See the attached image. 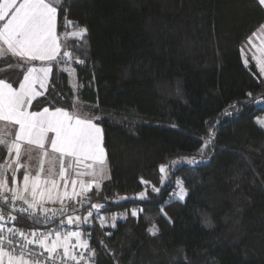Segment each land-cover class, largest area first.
<instances>
[{"label":"trees","instance_id":"obj_1","mask_svg":"<svg viewBox=\"0 0 264 264\" xmlns=\"http://www.w3.org/2000/svg\"><path fill=\"white\" fill-rule=\"evenodd\" d=\"M65 17L76 26L62 27ZM263 22L258 0H63L57 29L69 34L61 42L78 90L59 70L69 63L53 64L31 109L71 110L76 96L101 117L110 176L76 214L101 204L124 217L80 225L95 264H264V129L255 121L264 108H254L264 83L241 55ZM78 28H87L82 40L70 35ZM18 63L0 59V79L17 86ZM6 154L0 146V162ZM184 157L207 161L173 165ZM177 180L183 200L170 197ZM14 215L15 225L36 227Z\"/></svg>","mask_w":264,"mask_h":264},{"label":"snow or ice","instance_id":"obj_2","mask_svg":"<svg viewBox=\"0 0 264 264\" xmlns=\"http://www.w3.org/2000/svg\"><path fill=\"white\" fill-rule=\"evenodd\" d=\"M259 3L264 5V0H259ZM62 4L63 0L0 2V21L7 18V22L0 27V59L7 55L16 57L19 59L16 67L24 70L23 80L19 82L18 88L0 79V122H4V126L0 127V146H4L8 153L0 163V264H81V261L89 264V258L76 250H89L91 256L96 254L90 248L88 234L79 230V226L90 224L92 210L98 211L104 205L91 204L87 215L83 217L67 213H75L77 210L76 207L70 208V203L80 207L88 204L91 199L88 192L93 187L100 189L101 182L106 179V151L102 129L95 122L101 117L82 118L75 111L78 103L76 100L73 101L74 111L71 112L59 107L29 111L33 100L47 91L53 64L64 62L67 65L70 59L69 52L61 53L62 44L57 32L58 11ZM61 26L67 28L76 25L65 17ZM86 33L87 28H78L72 36L82 40ZM251 40L252 37H249V42ZM260 51L262 58L257 62L260 72L264 74V48ZM35 61L41 62L40 66L32 63ZM77 63L83 64L84 61L78 60ZM247 63L245 59L246 66ZM59 70L74 71L70 67ZM36 85L43 91H37ZM248 96L252 97V93H248ZM254 102L264 103V99ZM15 126L18 128L12 134L9 129ZM210 142L211 138L202 147H207ZM25 144L41 154L39 167L34 172L30 164L21 163ZM190 162L194 163V158ZM45 164L48 165L47 168ZM168 169L166 164L159 166V171L165 174L161 183L167 178ZM21 170L23 175L18 179L17 174ZM141 182L149 183L143 180ZM177 183L182 184L181 181ZM152 191L158 193L160 189L153 186ZM185 194L186 190L182 186L176 193L181 200ZM136 195L144 199L147 191ZM49 203H59L60 207H46ZM4 208L9 210L7 216L4 215ZM14 212L26 215L33 223L38 224L54 222L58 215L66 216V219L59 220V226L63 228L65 223L75 224L77 230L26 233L15 226L7 227L8 223L14 225L18 219L12 214ZM131 214L136 216L137 211L133 210ZM121 215L124 217V214ZM115 219L113 216L112 220ZM100 223L101 226L105 223L103 217H100ZM112 226L115 227V224ZM151 231L155 234V226Z\"/></svg>","mask_w":264,"mask_h":264},{"label":"crops","instance_id":"obj_3","mask_svg":"<svg viewBox=\"0 0 264 264\" xmlns=\"http://www.w3.org/2000/svg\"><path fill=\"white\" fill-rule=\"evenodd\" d=\"M0 2H2V0H0ZM19 2H21V0H18V3ZM258 2H259V0H258ZM262 7H263V9H264V5H261ZM7 22V18H5V20H3V21H0V27H2L3 26V24L4 23H6ZM262 25H264V22L253 32V33H256V35L255 36H253V33L249 36V37H252V40H251V42H249V37H248V39L243 43V45L241 46V55H242V57H243V60H244V62H245V59H247V61H248V63H247V65L248 64H253L254 66H255V68H256V70H257V72H258V74L260 75V76H263L264 74H262L261 72H260V70H259V64H258V59L259 58H262L261 57V51H260V49H262V48H264V28H261V26ZM57 32H58V29H57ZM58 35L60 36V42H61V37H67L69 34H59L58 33ZM70 35H72V34H70ZM61 44H62V42H61ZM64 52V50H63V45H62V48H61V53H63ZM69 61H70V59L68 60V63H69ZM35 66H40V64H41V62H39V61H35V62H32ZM64 63V62H63ZM67 63V64H68ZM68 66V65H67ZM66 66V67H67ZM23 76H24V74H23ZM23 76H22V78H21V80L20 81H22L23 80ZM51 77V76H50ZM68 79H69V75H68ZM19 81V82H20ZM49 83H50V78H49V81H48V86H49ZM18 86H19V83H18V85L17 86H13L14 88H18ZM48 86H47V88H48ZM36 88H37V91H43V89H40L39 88V85H36ZM38 98V97H37ZM36 98V99H37ZM34 101V100H33ZM49 108V107H48ZM43 108H41V109H39V110H32L31 109V107L29 108V111H41ZM50 110L51 109H54V108H49ZM68 110V109H67ZM70 112L71 111H74V109H71V110H69ZM75 111H77L78 112V114L79 115H81V117L82 118H91V117H95V116H91V115H89V114H87V113H85V112H83L82 111V109H81V105L79 104V103H77V107H76V109H75ZM259 116V115H258ZM255 121H256V118H255ZM96 123H97V121H95ZM257 122V121H256ZM260 124L259 123H257L259 126H261L263 129H264V111H262V113H261V115H260ZM98 124V123H97ZM4 126V122H0V127H3ZM98 126L101 128V126L98 124ZM18 128V126H15V127H11L9 130H10V132L12 133V134H14V132L16 131V129ZM102 129V128H101ZM51 135V134H50ZM102 136H103V132H102ZM104 146V145H103ZM24 149H25V152H24V154L22 155V157H21V163H28V164H30V166H31V168H32V170H33V172L39 167V160H40V153H39V151L38 150H35L34 148H31V146H29V145H27V144H25L24 145ZM8 156V153L6 154V157ZM29 156H31V159H29ZM39 158V159H38ZM3 162V161H2ZM2 162H0V163H2ZM48 167V165L47 164H45V168H47ZM57 169H58V164H57ZM22 175H23V170H21V172H19L18 174H17V176H18V179L19 178H22ZM105 177H106V179H108L109 178V168H108V163H107V157H106V165H105ZM88 179V178H87ZM106 179H104V180H106ZM103 180V181H104ZM102 181V182H103ZM101 182V183H102ZM9 184L11 185V179L9 180ZM93 188H95V187H93ZM92 188V189H93ZM69 190H71V186L69 185ZM89 193V192H88ZM54 205V206H53ZM59 205V203H57V204H51V203H49V204H46L45 206L46 207H49V208H54V207H56V206H58ZM73 215H78V216H80V214H76V213H74ZM85 215H87V214H85ZM85 215H83V216H85ZM83 216H81V217H83ZM63 219H66V218H63ZM66 224V223H65ZM70 226V228H71V230H77V225H75V224H73V225H69ZM79 230H81V227L79 226ZM87 239H88V236H87ZM75 242V241H74Z\"/></svg>","mask_w":264,"mask_h":264},{"label":"built area","instance_id":"obj_4","mask_svg":"<svg viewBox=\"0 0 264 264\" xmlns=\"http://www.w3.org/2000/svg\"><path fill=\"white\" fill-rule=\"evenodd\" d=\"M261 78H262V81H263V83H264V75L263 76H261ZM262 98H264V97H262ZM176 193H178V189H177V187H175L172 191H171V194H170V197L171 198H175V197H177V195H176ZM18 204H20L21 202H17ZM60 207V204L58 205V206H56V207H54V208H59ZM69 207L71 208V207H76V212H79L81 209H82V207H80L79 205H77V204H75V203H70V205H69ZM7 210H3V212H4V215L5 216H7L8 215V208H6ZM93 211V216L95 217V219L97 220L98 218H99V214L96 212V210L95 209H93L92 210ZM75 212V213H76ZM15 213V212H14ZM14 213H12L13 215H14ZM74 213H72L71 211H69L68 213H67V215H73ZM29 221H31L26 215H24ZM111 216H113V214H111ZM63 218H66V216H57L56 217V219H55V221L54 222H49V223H47V224H38V223H34L35 225H36V227H34L33 229H28V228H26V227H19V226H17V225H13V223H8L7 224V227H12V226H15L16 228H19V229H21V230H23V231H25L26 233H30V232H32V231H37V232H47V231H49V230H53V231H68V230H71V228H70V226L69 225H67V224H65L64 226H63V228H61L60 226H59V220L60 219H63ZM32 222V221H31ZM33 223V222H32ZM73 243H75L74 242V240H73ZM90 248L91 249H94V247L93 246H91L90 245ZM95 250V249H94ZM78 253H80V252H82L83 254H84V256L85 257H87V258H89V264H95V256H91L90 255V252H89V250H85V249H77L76 250ZM69 264H74V262H69ZM81 264H85V261H81Z\"/></svg>","mask_w":264,"mask_h":264},{"label":"rangeland","instance_id":"obj_5","mask_svg":"<svg viewBox=\"0 0 264 264\" xmlns=\"http://www.w3.org/2000/svg\"><path fill=\"white\" fill-rule=\"evenodd\" d=\"M75 31H77V29H72L70 32H75ZM72 63H73V60L71 59V56H70V61H69V64H68V66L67 67H70L71 69H73L74 70V68H73V66H72ZM67 73H68V75H69V85H70V87L72 88V90H73V92H77V90H78V84H77V81H76V77H75V71H71V72H69V71H67ZM76 101H78V98L75 96V98H74ZM262 99H264V98H258V99H256V100H262ZM254 108L255 109H263L264 108V103H255L254 104ZM262 113V112H261ZM261 113L259 114V116H257L256 117V121H257V123H261L260 122V115H261ZM39 159V158H38ZM192 159L191 158H189V157H184V158H182L181 160H178V161H175V163H173V165H179V164H181V163H188V164H201V163H204V162H206L207 161V159H194L195 160V162L194 163H192V162H190ZM108 168H109V166H108ZM163 175V177L165 176V174H162ZM109 176H110V169H109ZM85 179H87V177L85 178ZM177 181H179V180H177ZM177 181H176V187H177V189H178V192L180 191V188H181V186L183 187V185L182 184H178L177 183ZM184 188V187H183ZM185 189V188H184ZM186 190V189H185ZM186 195V194H185ZM185 197V196H184ZM179 198V197H178ZM180 199V198H179ZM184 199V198H183ZM54 206V205H53ZM96 212L99 214V218L97 219V222L98 223H100V217H103L104 218V220H105V223L103 224L104 226L105 225H108V224H113V223H115V221L117 220V219H121V218H123L122 217V215L121 214H117V213H115V214H113V216H115L116 217V219H115V221H113L112 220V217L113 216H111V215H104V214H102L99 210L97 211L96 210ZM94 214V213H93ZM101 224V223H100Z\"/></svg>","mask_w":264,"mask_h":264}]
</instances>
